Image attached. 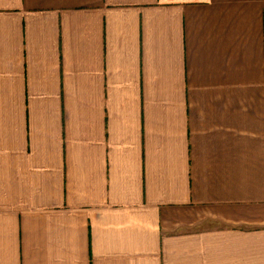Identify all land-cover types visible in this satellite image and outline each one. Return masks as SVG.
<instances>
[{
	"label": "crops",
	"instance_id": "crops-1",
	"mask_svg": "<svg viewBox=\"0 0 264 264\" xmlns=\"http://www.w3.org/2000/svg\"><path fill=\"white\" fill-rule=\"evenodd\" d=\"M0 264H264V0H0Z\"/></svg>",
	"mask_w": 264,
	"mask_h": 264
}]
</instances>
